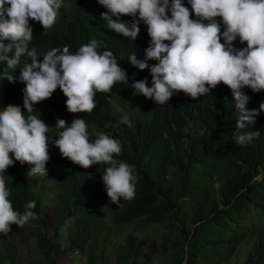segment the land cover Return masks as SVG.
<instances>
[{
    "label": "clouds",
    "instance_id": "1",
    "mask_svg": "<svg viewBox=\"0 0 264 264\" xmlns=\"http://www.w3.org/2000/svg\"><path fill=\"white\" fill-rule=\"evenodd\" d=\"M73 1L0 0V67L11 70L0 73V80L25 85L22 101L0 107L3 235L38 219L40 179L49 186L44 205L47 193L56 190L49 199L54 201L59 190L77 180L73 174L91 166L96 197L106 206L135 198L139 173L117 160L122 152L117 127H132L131 108L115 105V113L121 106L128 115L101 130L88 121L103 112H95L97 92L118 86L138 100L170 109L160 128L165 135L180 133L183 114L204 117L221 155H238L214 131L227 116L233 120L235 145H249L260 136L254 129L264 121V0H91L117 34L118 57L111 50L98 52L105 46L96 39L79 42L70 16ZM17 70L19 76L13 75ZM217 91L227 100L215 99Z\"/></svg>",
    "mask_w": 264,
    "mask_h": 264
},
{
    "label": "trees",
    "instance_id": "2",
    "mask_svg": "<svg viewBox=\"0 0 264 264\" xmlns=\"http://www.w3.org/2000/svg\"><path fill=\"white\" fill-rule=\"evenodd\" d=\"M73 3L70 16L79 42L96 39L105 46L98 52L111 50L118 57L117 34L107 28L93 2ZM88 19L94 20L91 26ZM216 19L222 24V18ZM3 71L11 70L1 66L0 73ZM13 75L19 76V70ZM24 88L23 83L0 80V107L12 100L22 101ZM212 95L227 100L219 91ZM95 102V112H103L88 121L104 131L109 130L108 123L120 119L113 111L115 105L131 108L128 119L132 127L123 123L117 127L122 130V152L117 160L133 165L139 173L135 198L106 206L96 197L91 166L73 174L77 180L44 205L49 186L40 179L34 210L38 219L26 224L19 236L15 232L0 234V264H28L30 252L41 251L50 264H70L75 250L86 257L84 264H264V121L254 129H259L258 139L238 146L232 140L233 120L227 116L214 131L238 155H221L211 144L204 117L198 114H183L180 133L165 135L160 128L170 117L168 108L138 100L118 86L107 94L97 92ZM68 115L80 117L82 113ZM57 116L55 112L53 124ZM14 198L20 202L17 194ZM52 211L50 219L47 215ZM66 216L72 218L70 223L65 222ZM61 225L67 228L65 236L59 232ZM49 229L52 236H48ZM109 246L113 247V260L107 252Z\"/></svg>",
    "mask_w": 264,
    "mask_h": 264
},
{
    "label": "rangeland",
    "instance_id": "3",
    "mask_svg": "<svg viewBox=\"0 0 264 264\" xmlns=\"http://www.w3.org/2000/svg\"><path fill=\"white\" fill-rule=\"evenodd\" d=\"M69 7H71V4H69ZM93 19H88V25L91 26L93 23ZM100 24H102L101 21H99ZM115 111L118 112L120 115H122V117L124 118L125 116L128 115V109H125L121 106H116L115 107ZM121 121V120H120ZM119 121V122H120ZM257 179H259V177H257ZM49 185L51 184V182H47ZM37 188V187H36ZM55 189H52L49 193H47L45 195V200H46V204H49V199L53 196V194L55 193ZM213 196L216 197L217 196V190H214ZM108 197V196H107ZM109 198V197H108ZM54 215V211H52L49 215H47V217H49L50 219L53 217ZM72 221V218L69 216H66L65 222L70 223ZM66 226L65 225H61L59 232L65 236L66 235ZM23 231V230H22ZM22 231L18 232V236L22 234ZM129 231L134 232V230L132 229V227L129 228ZM12 233V231L10 233H8L7 235H10ZM53 235V231L51 229H49V233L48 236H52ZM26 239L29 236H24ZM34 237H31V241L33 240ZM124 239L123 236L119 237V240L122 241ZM35 246V245H33ZM23 252V250H22ZM107 252L109 253V255L111 256V260L114 259L113 257V247L109 246L107 248ZM18 256H20V258H24V256L22 254L18 253ZM47 254H45L43 251H41L39 254H37V252H30V255L28 258H30L29 263L28 264H50L51 261L48 257H46ZM71 256L73 257L72 262H70V264H84L86 262V257L83 255L81 256L79 252H77L76 250L73 251V253L71 254ZM46 258V260H45ZM22 264H27L26 262H23Z\"/></svg>",
    "mask_w": 264,
    "mask_h": 264
}]
</instances>
